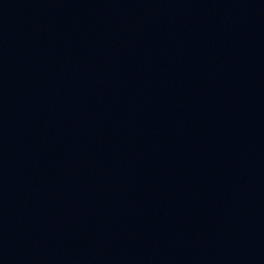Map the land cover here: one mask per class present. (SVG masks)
Here are the masks:
<instances>
[{"label": "water", "instance_id": "obj_1", "mask_svg": "<svg viewBox=\"0 0 264 264\" xmlns=\"http://www.w3.org/2000/svg\"><path fill=\"white\" fill-rule=\"evenodd\" d=\"M0 264H264V0H0Z\"/></svg>", "mask_w": 264, "mask_h": 264}]
</instances>
